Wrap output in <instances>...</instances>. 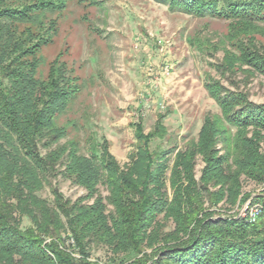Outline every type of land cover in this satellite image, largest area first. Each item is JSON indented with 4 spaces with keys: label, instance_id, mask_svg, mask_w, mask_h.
I'll list each match as a JSON object with an SVG mask.
<instances>
[{
    "label": "trees",
    "instance_id": "trees-1",
    "mask_svg": "<svg viewBox=\"0 0 264 264\" xmlns=\"http://www.w3.org/2000/svg\"><path fill=\"white\" fill-rule=\"evenodd\" d=\"M155 1L227 22L217 41L187 39L207 55L222 53L212 64L219 77L207 72L204 83L220 112L205 114L197 140L178 149L171 164L169 150L149 147L163 135V114L148 132L139 119L136 149L120 165L106 138L88 136L83 153L78 130L68 131L75 123L58 125L78 92L65 62L57 56L46 76L38 75L41 46L57 27L47 12L59 14L63 3L0 0V264H264V104L244 89L252 77H264V0ZM238 75L243 89L222 81ZM58 173L86 194L71 201L51 185L52 204L40 197ZM243 180L263 187L252 221L220 212L250 196ZM100 244L109 263L90 258V246Z\"/></svg>",
    "mask_w": 264,
    "mask_h": 264
},
{
    "label": "rangeland",
    "instance_id": "rangeland-1",
    "mask_svg": "<svg viewBox=\"0 0 264 264\" xmlns=\"http://www.w3.org/2000/svg\"><path fill=\"white\" fill-rule=\"evenodd\" d=\"M56 1L63 6L59 14L58 10L47 12L49 18L57 19V27L51 40L41 46L38 75L45 77L49 63L59 56L78 85L75 99L58 116V125L67 120L75 123L68 131L71 135L78 132L83 153L87 152L84 141L88 136L93 135L99 142L106 138L110 153L123 165L136 149L134 124L140 119L144 132H148L158 114H163V135L152 138L149 147L160 154L169 150L166 155L171 164L178 149L197 140L205 114L220 112L204 83L207 72L219 77L212 64L220 61L222 53L207 55L190 46L187 39L199 36L217 41L226 33L227 22L171 10L167 4L155 0ZM240 79L238 75L222 81L230 89H235L234 85L243 89ZM244 89L250 100L264 104L262 75L252 77ZM202 167L198 155L196 178ZM49 181L37 194L51 204V185L71 201L86 194L85 189L61 173L51 176ZM242 186L250 196L233 208L223 204L220 207L223 215L246 218L253 207L261 209L256 198L263 187L250 180H243ZM99 190L103 196L108 194L102 185ZM30 224L28 217H22V227ZM171 227L169 223L168 228ZM66 245H74L70 234ZM74 253L79 257L76 250ZM110 257L105 245L90 246L91 259L109 263Z\"/></svg>",
    "mask_w": 264,
    "mask_h": 264
},
{
    "label": "built area",
    "instance_id": "built-area-1",
    "mask_svg": "<svg viewBox=\"0 0 264 264\" xmlns=\"http://www.w3.org/2000/svg\"><path fill=\"white\" fill-rule=\"evenodd\" d=\"M260 212V208L259 207H253L252 209H250L248 211V214L246 216V218L249 220V221H252L255 219V217L257 216V214Z\"/></svg>",
    "mask_w": 264,
    "mask_h": 264
}]
</instances>
